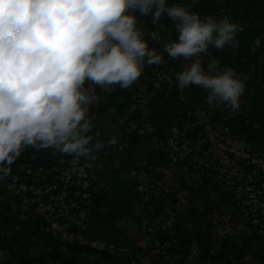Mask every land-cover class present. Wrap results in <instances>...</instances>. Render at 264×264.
I'll return each mask as SVG.
<instances>
[{
	"label": "trees",
	"instance_id": "1",
	"mask_svg": "<svg viewBox=\"0 0 264 264\" xmlns=\"http://www.w3.org/2000/svg\"><path fill=\"white\" fill-rule=\"evenodd\" d=\"M167 3L191 4V10L201 16L213 15L217 19L227 16L244 26V31L237 34L240 45L237 50L209 49L210 55L220 59L222 65L232 67L241 78L247 77L240 108L237 112L222 106L210 108L206 103L207 93L198 86L179 91L175 77L185 61L171 59L163 53L165 38L176 40L178 37L173 21L165 15L159 24L153 25L151 17L141 18V26L147 32L159 31L161 40L146 38L150 47L163 53L164 63L146 66L138 81L128 89L117 86L112 100L117 111H128L138 123L130 133L120 129L125 148L119 160L126 155L129 164L139 163L149 179V191L138 193L135 186L117 172L108 178L104 172H99V176L111 184V191L92 198L89 218L99 237L130 243L117 223L131 216L139 205L138 224L145 222V227L150 229H145L149 245L157 243L158 249L165 252L163 256L152 255V264H158L165 256L170 259L188 257L193 250L197 253V264H264V238L259 234L264 231V222L251 224L246 219L247 227L240 232L217 234L225 223V213L234 211L237 222L245 219L241 196L236 191L238 185H244L246 177L231 183L220 174L221 166L210 152L207 136L210 128H218L223 133L241 137L250 155L264 160V0H167ZM257 37L261 38V43L253 51ZM208 59L205 55L204 60ZM142 90L143 110H132L136 95ZM197 110L207 112L208 119L197 120L194 115ZM144 124L147 129L141 128ZM174 143L178 147L190 145L193 150L185 156L173 157L166 149L168 144ZM99 155L90 165L97 163ZM51 158L49 149L27 155V160L34 165L44 166ZM169 165L174 169V185L160 187L158 183L164 177L160 168ZM128 168L125 164L122 171L128 172ZM250 168L251 165L245 166L246 170ZM258 172L253 185L260 189L264 185V172L261 169ZM10 199L11 196L4 194L0 210L11 213L7 206ZM166 220L170 222L167 224ZM0 224L8 225L10 230L8 236L0 234V250L7 252V258L0 264H11V260L15 264H128L131 257L135 258L134 245L130 246L128 256L118 258L107 252L94 255L88 246L62 242L42 229L45 223L41 218L10 223L0 218ZM36 247L45 250L35 253V257L29 256L28 252Z\"/></svg>",
	"mask_w": 264,
	"mask_h": 264
},
{
	"label": "clouds",
	"instance_id": "2",
	"mask_svg": "<svg viewBox=\"0 0 264 264\" xmlns=\"http://www.w3.org/2000/svg\"><path fill=\"white\" fill-rule=\"evenodd\" d=\"M191 9L167 0H0V182L28 148L95 159L115 145L116 136L89 134L95 88H130L146 66L164 63L163 53L188 62L176 73L179 91L198 86L210 108L237 112L247 77L209 49L237 50L244 26ZM165 15L178 37L165 38L162 53L146 38L161 40L159 31L147 32L141 18L157 25ZM260 43L257 37L252 50ZM194 115L208 119L203 110Z\"/></svg>",
	"mask_w": 264,
	"mask_h": 264
},
{
	"label": "rangeland",
	"instance_id": "3",
	"mask_svg": "<svg viewBox=\"0 0 264 264\" xmlns=\"http://www.w3.org/2000/svg\"><path fill=\"white\" fill-rule=\"evenodd\" d=\"M85 86L87 87V84ZM116 87L111 90L95 88L96 99L90 109L94 117L93 131L89 134L98 135V138L104 141L116 136L117 143L95 153V156L100 154L95 165H90L93 160L91 157L74 159L72 156L54 152L51 148H49L52 153L51 162L44 166L34 165L27 160V155L37 150L26 149L11 165L10 176L0 182V202H2L4 194L11 196L7 202L11 213L5 209L0 210L2 215L0 218L6 220L7 223L13 220L27 221L30 217L41 218L45 223L42 227L45 232L59 237L62 242L88 246L94 255L107 252L114 257L122 258L124 255L130 254V246L134 245L132 248L135 258L131 257L128 264H152V255L161 254L163 256L165 252L158 249L157 243L149 245V239L145 235L146 223L144 222L141 226L138 224L141 210L139 205L131 216L117 223L128 236L130 243L122 244V242L99 237L98 234H95L96 230L89 218L92 198L100 197L104 193L109 194L111 184L106 182V178L114 175V172H117L118 176L127 178L138 193H148L149 191V179L139 168V163L129 164L126 155H122L123 159L119 160V156L125 148L120 131L123 130L126 133L135 131L138 123L128 115V111H117V107L114 105L115 101L112 100L115 98L113 93L116 91ZM143 95V90L138 91L132 110H143ZM141 128L147 129L148 127L144 124ZM141 128H139V133ZM207 136L211 143L210 152L221 166L220 174L231 183L246 177L244 185H238L236 191L241 196V212L245 214V219L237 222L234 211L225 213L226 227H220L217 234H224L225 229H228V232H240L247 227V220L251 224L264 222V185L260 189L253 185L255 176L259 173L258 170L261 169L264 172V160L250 155L248 146L241 137L223 133L218 128H210ZM167 146L169 149L165 148L166 152H170L173 157L185 156L193 150L190 145L178 147L174 143ZM125 164L129 166L128 172L122 171V166ZM249 165H251L250 170H246L245 166ZM160 170L164 173V177L158 186L174 185L172 166L169 165L166 168H160ZM99 172H104L106 178L100 177ZM185 203L186 201L182 202V204ZM103 210L101 209V211ZM166 221L167 224L170 222ZM0 228L4 229L0 234L9 235L8 225L0 224ZM147 230L150 231L149 228ZM259 234L264 238V231H259ZM44 250L43 247H36L31 249L28 255L35 257V253ZM196 256L197 253L173 259L165 256L158 264H197ZM10 263L15 264V261L11 260Z\"/></svg>",
	"mask_w": 264,
	"mask_h": 264
},
{
	"label": "built area",
	"instance_id": "4",
	"mask_svg": "<svg viewBox=\"0 0 264 264\" xmlns=\"http://www.w3.org/2000/svg\"><path fill=\"white\" fill-rule=\"evenodd\" d=\"M179 199H180V201L185 202V200H184L183 198H181V196H179ZM225 227H226V222H225V224L223 225V228H225ZM223 233H224V234L229 233V232H228V229H225V230L223 231ZM191 253L195 254L196 251L193 250Z\"/></svg>",
	"mask_w": 264,
	"mask_h": 264
}]
</instances>
